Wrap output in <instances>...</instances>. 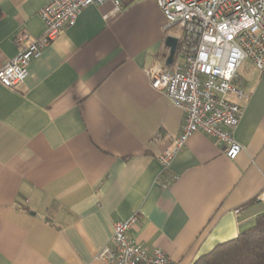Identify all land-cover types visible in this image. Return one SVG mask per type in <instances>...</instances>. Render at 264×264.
I'll return each instance as SVG.
<instances>
[{"label":"crops","instance_id":"1","mask_svg":"<svg viewBox=\"0 0 264 264\" xmlns=\"http://www.w3.org/2000/svg\"><path fill=\"white\" fill-rule=\"evenodd\" d=\"M50 1L0 0V67L20 52L19 32L44 34ZM119 2L85 8L19 90L0 84V264H103L113 224L135 214L132 241L193 264L264 214V70L245 60L237 72L247 95L237 157L194 133L165 185L158 157L183 113L145 71L165 64L171 29L153 0Z\"/></svg>","mask_w":264,"mask_h":264},{"label":"built area","instance_id":"2","mask_svg":"<svg viewBox=\"0 0 264 264\" xmlns=\"http://www.w3.org/2000/svg\"><path fill=\"white\" fill-rule=\"evenodd\" d=\"M119 0H51L39 11L45 31L39 38L26 32L17 34L20 52L0 67V84L19 90L28 75L29 63L43 48L56 40L61 31L74 25L87 7ZM165 18L164 30L181 31L171 65H154L145 71L152 89L164 94L183 113L179 134L173 148L158 157L165 175V185L175 177L169 174L174 155L188 138L200 132L218 141L227 158L233 160L241 151L233 138L247 95L235 83L243 61L249 60L258 71L264 70V0H153ZM160 137L156 135L155 140ZM264 201V190L259 195ZM139 221L135 214L115 222L108 243L97 259L103 264H170L159 248L148 252L132 241L128 232Z\"/></svg>","mask_w":264,"mask_h":264},{"label":"trees","instance_id":"3","mask_svg":"<svg viewBox=\"0 0 264 264\" xmlns=\"http://www.w3.org/2000/svg\"><path fill=\"white\" fill-rule=\"evenodd\" d=\"M193 264H264V214L250 229L218 244Z\"/></svg>","mask_w":264,"mask_h":264},{"label":"water","instance_id":"4","mask_svg":"<svg viewBox=\"0 0 264 264\" xmlns=\"http://www.w3.org/2000/svg\"><path fill=\"white\" fill-rule=\"evenodd\" d=\"M178 40L175 37L167 36L164 42L165 47L168 49V55L165 60L166 65H171L173 57L177 48Z\"/></svg>","mask_w":264,"mask_h":264},{"label":"rangeland","instance_id":"5","mask_svg":"<svg viewBox=\"0 0 264 264\" xmlns=\"http://www.w3.org/2000/svg\"><path fill=\"white\" fill-rule=\"evenodd\" d=\"M169 36L175 37L176 39L180 40L182 38L181 31L176 28H173L168 31Z\"/></svg>","mask_w":264,"mask_h":264}]
</instances>
